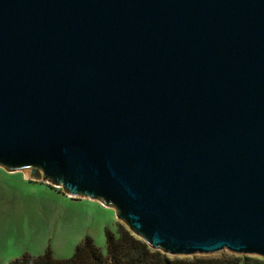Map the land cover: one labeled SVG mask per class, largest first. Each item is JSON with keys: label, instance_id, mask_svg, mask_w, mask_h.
Returning a JSON list of instances; mask_svg holds the SVG:
<instances>
[{"label": "water", "instance_id": "1", "mask_svg": "<svg viewBox=\"0 0 264 264\" xmlns=\"http://www.w3.org/2000/svg\"><path fill=\"white\" fill-rule=\"evenodd\" d=\"M0 168L264 259V0H0Z\"/></svg>", "mask_w": 264, "mask_h": 264}, {"label": "rangeland", "instance_id": "2", "mask_svg": "<svg viewBox=\"0 0 264 264\" xmlns=\"http://www.w3.org/2000/svg\"><path fill=\"white\" fill-rule=\"evenodd\" d=\"M120 230L141 240L118 219L113 207L100 201L71 199L62 189H55L42 181L41 176L33 175L31 169L8 173L0 168V264L24 255L37 258L48 250L56 260L69 259L85 237L91 238L105 256V233L117 237ZM157 252L169 260L189 262L233 256L227 251L192 256Z\"/></svg>", "mask_w": 264, "mask_h": 264}, {"label": "trees", "instance_id": "3", "mask_svg": "<svg viewBox=\"0 0 264 264\" xmlns=\"http://www.w3.org/2000/svg\"><path fill=\"white\" fill-rule=\"evenodd\" d=\"M106 255L103 256L89 237H85L75 248L71 258L56 260L50 251L33 258L27 255L8 264H264V259L251 256L206 259L199 261L169 260L157 251H151L141 240L134 238L128 231H118V236L105 233Z\"/></svg>", "mask_w": 264, "mask_h": 264}]
</instances>
